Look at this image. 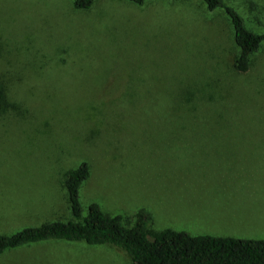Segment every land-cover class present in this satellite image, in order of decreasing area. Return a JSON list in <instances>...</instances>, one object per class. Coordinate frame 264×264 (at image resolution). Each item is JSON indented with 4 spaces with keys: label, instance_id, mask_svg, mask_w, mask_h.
<instances>
[{
    "label": "rangeland",
    "instance_id": "1",
    "mask_svg": "<svg viewBox=\"0 0 264 264\" xmlns=\"http://www.w3.org/2000/svg\"><path fill=\"white\" fill-rule=\"evenodd\" d=\"M224 1L264 32V0ZM73 2L0 0V235L69 221L65 177L87 163L83 215L96 203L131 225L145 209L154 232L264 240V45L237 73L231 23L202 0ZM0 264L129 260L50 242Z\"/></svg>",
    "mask_w": 264,
    "mask_h": 264
},
{
    "label": "trees",
    "instance_id": "2",
    "mask_svg": "<svg viewBox=\"0 0 264 264\" xmlns=\"http://www.w3.org/2000/svg\"><path fill=\"white\" fill-rule=\"evenodd\" d=\"M126 1L144 6L154 0ZM94 2L74 0L73 8L77 11L89 10ZM202 2L209 12L222 11L229 19L237 48L233 69L237 73L248 72L253 57L264 45V32L249 29L240 12L224 0ZM6 101L7 88L0 80V110ZM90 174L87 163L66 174L64 188L72 216L69 221L47 222L11 235H0V256L31 245L67 242L115 248L126 255L129 264H264V240L192 236L171 230L154 232L151 230L153 215L145 209L135 214L131 225L126 222L125 216L108 215L96 203L90 204L87 214L83 215L80 190Z\"/></svg>",
    "mask_w": 264,
    "mask_h": 264
},
{
    "label": "crops",
    "instance_id": "3",
    "mask_svg": "<svg viewBox=\"0 0 264 264\" xmlns=\"http://www.w3.org/2000/svg\"><path fill=\"white\" fill-rule=\"evenodd\" d=\"M243 134L245 133V131H242V130H216L214 132H208V134H212V135H217V136H223V138H231V137H235V136H231L230 134ZM207 137V136H206ZM230 156V155H227V157ZM237 159V158H236ZM238 159H240V157H238ZM233 160L235 159H232V160H229L231 162H233Z\"/></svg>",
    "mask_w": 264,
    "mask_h": 264
}]
</instances>
